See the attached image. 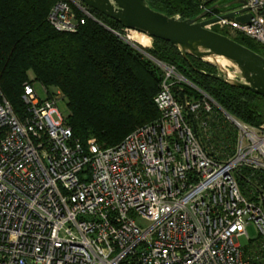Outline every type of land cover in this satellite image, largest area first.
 Masks as SVG:
<instances>
[{
  "label": "built area",
  "instance_id": "obj_1",
  "mask_svg": "<svg viewBox=\"0 0 264 264\" xmlns=\"http://www.w3.org/2000/svg\"><path fill=\"white\" fill-rule=\"evenodd\" d=\"M217 0H199L204 11ZM234 10L252 17H220ZM77 11L82 14L78 16ZM264 0L217 10L207 28L243 34L264 45ZM103 24L78 0H60L49 22L72 32L87 19ZM108 29L107 25L103 24ZM151 57L146 49L127 40ZM129 39V38H128ZM162 68L154 101L160 112L119 144H87L73 138L61 91L27 82V114L0 103V264H264V186L247 195L237 171L264 169V123L237 120L174 65ZM187 84L201 97L187 96ZM183 96V97H182ZM217 106L238 130L235 152L212 155L204 143L209 113ZM138 220L149 222L141 225ZM258 232L251 239L247 228ZM246 236L250 246L242 245Z\"/></svg>",
  "mask_w": 264,
  "mask_h": 264
},
{
  "label": "trees",
  "instance_id": "obj_2",
  "mask_svg": "<svg viewBox=\"0 0 264 264\" xmlns=\"http://www.w3.org/2000/svg\"><path fill=\"white\" fill-rule=\"evenodd\" d=\"M58 1L0 0V103L7 99L23 118L27 114L22 99L27 82H39L49 90L57 88L65 95L75 140L86 145L94 137L103 146L117 145L136 128L159 117L154 98L160 88L162 68L112 31L123 32L119 22L95 10L92 12L96 18L112 30L90 18L76 31L57 30L48 16ZM147 1L182 19L203 12L199 0ZM77 14L82 16L78 11ZM214 30L264 56L263 44L243 34ZM146 52L176 66L232 117L257 127L264 123V95L229 85L214 65L190 55L186 59L164 39L154 38ZM178 87L187 96L201 97L184 83L174 87L178 97ZM200 113V119L208 121L203 138L207 149L219 159L228 158L235 152L237 128L216 105L211 112ZM236 176L247 195L250 191L256 194L258 184L264 186V169L242 166Z\"/></svg>",
  "mask_w": 264,
  "mask_h": 264
},
{
  "label": "water",
  "instance_id": "obj_3",
  "mask_svg": "<svg viewBox=\"0 0 264 264\" xmlns=\"http://www.w3.org/2000/svg\"><path fill=\"white\" fill-rule=\"evenodd\" d=\"M78 1L89 10H95L119 22L124 28L171 42L186 59L190 55L214 65L229 85L264 95V56L229 35L207 28L208 24L219 19L216 16L210 17L214 12L245 4L246 0L215 4L187 19L171 16L154 8L147 0ZM241 11L234 10L220 17H232L241 22L252 17V14L238 16ZM221 59L229 64L222 65Z\"/></svg>",
  "mask_w": 264,
  "mask_h": 264
},
{
  "label": "rangeland",
  "instance_id": "obj_4",
  "mask_svg": "<svg viewBox=\"0 0 264 264\" xmlns=\"http://www.w3.org/2000/svg\"><path fill=\"white\" fill-rule=\"evenodd\" d=\"M228 1H232V0H217L214 4H219V3H223V4H224V3H227ZM134 32H136V31H134V30H132V31L127 30V31H125V33H124V34L127 36V40H129L130 42H132V41H131L130 39H128V38H129L130 35L134 34ZM137 45H139L140 47L143 46L142 44H139V43H137ZM151 46H152V45H151ZM153 60H154V59H153ZM155 62H156V61H155ZM30 76H31V77H34L33 74H31ZM35 86H36L37 90L39 91L40 95H42V96H45V95H46L45 89H44V87L42 86V84H40L39 82H35ZM50 89H51L52 91H60L59 89L54 88V87H51ZM61 93L63 94L62 91H61ZM63 95H64V94H63ZM64 96H65V95H64ZM58 107H59V110H60L61 113L64 114L65 112H67L66 103H65L64 101H60V102L58 103ZM92 138H94V137H92ZM95 139H96V138H95ZM138 222H139L141 225H143V226H148V225H149V222L144 221V220H138ZM247 231H248V233H249V237H250L251 239L256 238V237L258 236V232H257L256 227H255L254 224H250V225L248 226V228H247ZM240 241H241L242 245H248V244H250L249 239H248L246 236L241 237V238H240Z\"/></svg>",
  "mask_w": 264,
  "mask_h": 264
},
{
  "label": "bare ground",
  "instance_id": "obj_5",
  "mask_svg": "<svg viewBox=\"0 0 264 264\" xmlns=\"http://www.w3.org/2000/svg\"><path fill=\"white\" fill-rule=\"evenodd\" d=\"M129 39L135 43L142 44L144 47L151 46V40L149 39V37L139 32H134V34L129 36ZM220 62L222 65L229 64V62L224 59H221Z\"/></svg>",
  "mask_w": 264,
  "mask_h": 264
}]
</instances>
